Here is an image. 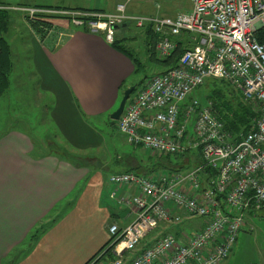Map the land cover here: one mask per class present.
<instances>
[{
  "label": "built area",
  "instance_id": "1",
  "mask_svg": "<svg viewBox=\"0 0 264 264\" xmlns=\"http://www.w3.org/2000/svg\"><path fill=\"white\" fill-rule=\"evenodd\" d=\"M131 1L118 2L110 14H59L69 16L73 25L102 33L108 44L125 24L149 27L159 60L182 46L175 67L146 80L128 99L116 128L131 146L158 156L195 152L199 162L160 176L124 172L108 177L114 188L138 192L121 199L137 209L134 220L123 228H108L112 264H221L246 217L264 211V41L257 39L264 28V0H190L191 9L174 17L129 16ZM26 12L30 17L50 14ZM210 80L227 82L257 106L259 117L248 133L233 135L211 101L188 98ZM194 217L203 223L190 235L181 233V240L169 232L151 237L162 225L178 226ZM125 253L132 258L126 260Z\"/></svg>",
  "mask_w": 264,
  "mask_h": 264
},
{
  "label": "crops",
  "instance_id": "2",
  "mask_svg": "<svg viewBox=\"0 0 264 264\" xmlns=\"http://www.w3.org/2000/svg\"><path fill=\"white\" fill-rule=\"evenodd\" d=\"M118 2L0 0V6L23 13L25 17L23 9L28 8L49 11L50 14H45L48 16L53 12L61 15L60 12L73 11L110 14ZM98 6L107 10H99ZM131 11L134 10L128 7L129 16H165L134 15ZM70 25H61L58 32L42 40L46 47L41 48V61L44 71L50 74L51 87L43 84L52 89V84L58 85L64 91L72 117L82 128H87L88 120L113 110L120 92L129 87L126 81L135 68L127 56L104 40L102 33ZM141 31L147 42L150 28ZM119 39L116 31L114 41L118 45ZM112 125L116 127V123ZM87 129L98 139L95 130ZM100 142L95 148H99ZM38 147L43 151L35 154L33 140L17 132L0 138V264H88L107 249L110 225L123 228L134 220L137 209L128 207L121 199L138 192L131 187L117 189L108 183V177L114 172L105 173L108 168L105 156L100 159L98 155L68 152L62 156L51 153L43 145ZM131 147L133 152L117 153L112 158L114 162L110 161L124 164L122 171L115 173L146 175L147 161L143 156L146 150ZM149 158L159 161L155 154L150 153ZM40 225L48 227L32 245L28 244V236ZM161 232L172 233L178 239L182 233L179 226L162 225L153 237ZM132 256L124 254L126 260Z\"/></svg>",
  "mask_w": 264,
  "mask_h": 264
},
{
  "label": "rangeland",
  "instance_id": "3",
  "mask_svg": "<svg viewBox=\"0 0 264 264\" xmlns=\"http://www.w3.org/2000/svg\"><path fill=\"white\" fill-rule=\"evenodd\" d=\"M67 1L71 2L72 0ZM117 1L124 2L125 0H114V2ZM189 4L190 0H132L127 8H132L134 11L131 13L134 15L157 14L165 15L163 17H173L178 11H188ZM91 7L93 6L91 5ZM99 10L105 11L107 8L100 6ZM23 11L25 17H23V13L9 11L7 30L0 35L9 48L11 66L8 87L0 95V138L6 137L12 132L24 134L33 140L36 146L35 154L43 151L38 147L40 144L56 155L63 156L64 152H68L69 154L98 155L100 159L105 156L108 163L105 173L121 172L124 164L121 162L113 164L110 161H113L112 158H115V154H127L133 152V148L125 142L124 136L117 131L115 125H112L116 122L112 121L110 116L118 108L122 94L127 88L124 90L121 88L122 92H120L118 101L111 112L97 119L91 118L88 123H85L87 128L96 131L97 139L94 133L87 128H82L72 117L68 101L63 97L64 91L56 84H52L54 89L49 88L51 87L48 84L50 74L44 71L43 67L45 66L41 61L43 58L40 55L41 48L46 47L42 42L43 38L46 35L51 37L59 31L63 24L71 27V18L52 13L46 18L49 24L46 27L41 25L39 17H30L26 9ZM76 12L83 13V11ZM30 22L36 25L35 29L30 26ZM117 35L120 37L119 45L134 55L139 63L136 66L137 71L127 79V86L131 87L140 81L145 83L146 80L167 69V66L148 56L145 35L133 23H129L127 28L117 29ZM45 79V83L49 87L42 83V80L44 82ZM209 84L210 82L206 81L201 87L190 93L188 98L201 103H205V100L209 101L206 98L211 90ZM221 85L224 87H217L215 90L224 92L225 98H231L232 103L242 96L233 86ZM139 87L140 85L136 91ZM251 104L257 111V106ZM99 141H101L99 148H95ZM47 143L50 144L49 147L48 145L46 147ZM80 146L84 148L81 149ZM143 153L147 161L145 164V169L148 170L147 174L160 176L171 172L163 166L165 160L157 161L155 158H149L151 153L149 151ZM169 159V162L172 163L178 161L174 157ZM185 162L182 165H185ZM177 165L171 169H176ZM185 169L182 170L185 171ZM135 173L141 175L142 172ZM245 220V227L238 233L230 253L221 264H264V211L247 216ZM202 223L203 220L200 218H184L183 223L178 226L183 234L190 235ZM26 245L27 243L24 244V246ZM20 248L22 247L20 246ZM114 260L115 256L112 259L107 257L105 260L101 259L100 264H112Z\"/></svg>",
  "mask_w": 264,
  "mask_h": 264
},
{
  "label": "trees",
  "instance_id": "4",
  "mask_svg": "<svg viewBox=\"0 0 264 264\" xmlns=\"http://www.w3.org/2000/svg\"><path fill=\"white\" fill-rule=\"evenodd\" d=\"M7 7L0 6V35L7 30V21L9 16V9H6ZM37 17L40 18V23L43 26H48V20L46 18L48 15L45 14H37ZM35 16V17H36ZM30 26L35 29V24L30 22ZM37 29V28H36ZM39 31V30H38ZM264 32V28L259 31L257 35V39L260 43L264 41V38L262 36V33ZM148 34V41L146 42V52L150 58H153L158 63L167 66V68H173L176 66L177 60L179 56L181 55L183 48L182 46H178L176 50L172 52V54L165 60H159L156 58L154 54V45L156 41V37L153 33L150 31H147ZM112 48L117 50L118 52L124 54L127 56L133 63L135 72L137 71V64L138 60L134 57L128 50L124 49L120 45H118L115 41L111 44ZM173 59V60H172ZM11 69L10 66V53L9 48L5 42V40L0 36V95L4 90L8 87V77H9V71ZM45 78V77H44ZM43 81V80H42ZM46 81V79H45ZM209 87L211 90L208 92L206 98L209 99V101L212 102L213 108L215 110V114L218 119H220L223 124L225 125L226 129L232 133L233 135H238L240 133L246 134L249 132L250 127L252 126V123L254 120H256L259 117L258 110L255 111L253 108V105L251 102L245 100L242 96L237 99L235 102H231V98H225V93L221 92V90H215L217 87H224L221 84H228L225 81H215L210 80L209 81ZM45 83V82H42ZM143 82H139L136 85H133L135 87L134 92L131 94L129 98H131L135 92L136 88L140 85H142ZM230 85V84H229ZM214 89V90H213ZM160 161L165 160L163 162V166L168 168L170 171H180L184 168H191L193 166H196L199 162L198 154L193 152L190 155L187 156H157L155 155ZM174 157L176 160H178L176 163L169 162V158ZM186 161V162H185ZM185 162V165H182V163ZM177 165V168L172 170ZM172 168V169H171ZM206 173H208L207 169L205 170ZM209 174V173H208ZM48 227V226H47ZM46 225H40L37 227L27 238V243L32 245L34 240L37 238L38 234L43 232L45 229H47ZM112 249L108 248L105 251L100 252L101 256L97 262H100L101 259L105 260L107 257L113 258V254L111 253ZM98 254V256L100 255ZM96 256V257H98ZM91 262V261H90ZM89 262V263H90Z\"/></svg>",
  "mask_w": 264,
  "mask_h": 264
},
{
  "label": "water",
  "instance_id": "5",
  "mask_svg": "<svg viewBox=\"0 0 264 264\" xmlns=\"http://www.w3.org/2000/svg\"><path fill=\"white\" fill-rule=\"evenodd\" d=\"M135 87L131 86L129 88H127L123 94H122V98L120 100L119 106L118 108L111 114L110 119L112 121H117L120 117V115L122 114L125 104L128 101L129 97L131 96V94L134 92Z\"/></svg>",
  "mask_w": 264,
  "mask_h": 264
}]
</instances>
